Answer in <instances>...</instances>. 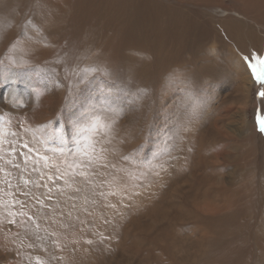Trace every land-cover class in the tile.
I'll use <instances>...</instances> for the list:
<instances>
[{
  "label": "rangeland",
  "instance_id": "rangeland-1",
  "mask_svg": "<svg viewBox=\"0 0 264 264\" xmlns=\"http://www.w3.org/2000/svg\"><path fill=\"white\" fill-rule=\"evenodd\" d=\"M159 1L165 4L168 3L167 0ZM222 2L230 9L234 8L233 5H236V2L232 0H223ZM189 11L194 15L192 19L197 20V23L195 21L190 26L195 30L190 33V36H192V33H197V36L206 33L207 9L201 10L199 7L190 6ZM212 25L214 24L212 23ZM138 35V32L126 36L114 35L113 39H117L118 43L122 44L120 50L127 53L131 44L133 47L136 46ZM21 36L19 37L21 38ZM195 39L194 37L193 41L190 38V42L184 44L177 55L180 64L189 72H187L189 78H186L188 79L186 88L190 90L188 95L192 98V101L197 103V108H200V103L203 107L205 104L201 100L205 97L207 89V83H202L204 74L207 73V70L213 69L214 74L220 77L219 82H221L222 88L218 90V98L220 97L221 101L219 102L223 106L225 114L220 106L216 111L215 118L219 120L227 114H233L232 119H229L232 122L226 120L227 124L224 125V130L233 136L226 139V142H224L226 133L220 127V120H213L210 123L207 119V113L202 114L197 109L194 115L176 126V120L175 122L174 119L171 121L172 117L167 116L168 113H172V110H169V108L165 112L161 107H156L157 103L151 112L150 121H147V116L144 115L141 119L142 124L138 125L139 121H137L136 125L133 126L134 132L138 133L134 139L140 137L139 131L145 126L147 133L140 142L141 144H135L136 141L129 140L118 148L114 147L112 149L113 146H110L106 148V151L101 152L100 144L96 143L94 151L93 141L88 139L87 146L78 153L76 148L78 139H81V137L74 135L73 125L70 129L66 121L67 115L70 116L71 113H74L75 107L73 104L76 103V99H74V103L70 101L66 104L65 98L58 109H50L52 120H48L50 123L46 121L45 131L30 129L24 135L21 133L13 134L12 131L15 130L13 128L16 125L15 118L20 114L23 115L31 110H36L34 109L35 104H31L33 95L34 97H40L46 94L43 88V78L48 77L51 69H48L50 65L37 66L31 68L26 74L16 73L14 69L12 72L0 70V181L11 178L10 187L23 195L18 201L11 202L12 205L8 200L5 201L7 204L0 201V211L4 213L5 206L11 205L12 210H14L20 205L22 207L30 203V186L25 184L29 174L37 175L35 179L32 178V187L35 192L34 198H38L36 202L34 201L36 208L32 213L25 212L20 219H18L17 211L12 212V215L5 216L6 225L2 224V227L7 238L2 241L0 235V264L16 263L14 254L18 251L14 250L11 239L18 228L17 221L23 222V227L27 229L30 228L29 225L33 222L35 228L32 229L31 233L38 240H44V243L34 246L36 251H29L30 253L25 252V250H23L25 252L23 253L22 245L19 248V252L23 256L22 264H25V259L27 264H38L37 257L40 258L38 254L40 248L47 247L54 240H52L51 233L48 232L50 227L44 225L45 222L51 223V221H45L46 218L43 217L46 215L47 210L51 212H49L50 219L54 218L58 221L59 218L61 224L65 225L64 228L68 229V232L71 231L70 233L73 234L81 228L86 230L85 235L88 238L93 235L90 230H95L94 225L96 227V223L102 219L103 212L99 202L103 199L105 192L111 189L107 185L110 187L111 185L118 186L123 189L126 187L135 191L139 190V192L145 191V196H147V191H149L148 193L151 191L156 192V186L158 187L156 183H160L162 188L158 187L159 190L157 191L161 193V197L164 193L170 195L174 191L176 193L174 203L177 200L178 204L176 206L174 203L171 204L174 207L165 220L161 219L163 223L159 225L155 233L143 236L141 231L150 226L152 218L149 209L142 208L143 203H145L144 199H147V197L141 198L137 205L139 211L130 214L127 219V224L131 222L133 229L137 231L133 234L131 242L133 241V249L139 250V254L147 253L156 258H163L161 260L162 264H188L186 257L191 255L195 249L196 244L194 241L202 234L205 227L216 219L230 218L228 229L232 233L226 237L227 242L222 244L223 246L219 244L212 246V251H223L226 247L229 254H234L237 251L236 254L239 256L233 264H257V259L264 258V130H262L261 123L264 121V95H261V93H264V83L256 80L248 62L254 86L251 91V106L241 113L240 104L236 102L232 95L233 87L229 81L228 68L224 70V67V71L220 65L210 68L207 65V55L204 54L206 52L205 48L200 43H196ZM256 49L254 53L250 52L252 55L251 63L256 64L258 71H264V66L257 61L260 55L259 46ZM82 52L84 51L75 52L71 59L76 60V54L80 55ZM261 60H264V55H262ZM150 63L151 66L157 68L155 56H151ZM87 65L85 64L83 68ZM13 73L16 74L13 75ZM113 78L116 79V86L112 85L106 88L112 89V98H118L126 105V101L130 97H134L133 93L132 95L130 92L126 93L128 91L124 87V75H122V80L119 81H117V74ZM188 83L189 86H187ZM120 84L122 87H119ZM92 87L91 92L94 94L99 93V89H96L98 86ZM32 89H35L36 92L33 93ZM83 92L76 91L73 96L77 93L79 98ZM137 107L138 105L134 106V109H137ZM115 108L118 110L120 105ZM42 109L44 111L47 108ZM122 114L130 116L131 110L124 111ZM161 114H165L162 117L163 120L160 117ZM180 117L182 119L185 116L180 114ZM159 120L165 125L170 124L169 136L172 135V138H174L176 135V138H178L176 140L175 138L167 139L169 144L165 147L162 144L163 141H161V139H164V134L159 133L156 129H163V125L158 123ZM192 120L197 123H191ZM214 123L216 125L214 128L217 129L210 128ZM127 126H130V124ZM181 128L189 131L188 137L190 140L186 136L185 140L182 136H178V130H181ZM212 131L221 133L218 135L219 142L211 143L208 141L209 145L207 146V136L211 135ZM102 133L103 129L100 135L95 134L93 136L98 142L101 141L100 143L105 145L102 140L104 136ZM241 133L245 135H243V139L240 137ZM14 135L17 136L14 137ZM201 136L204 137V141ZM61 139L63 143H61ZM227 142L232 146L227 147ZM18 150L23 152L19 153ZM37 158L41 159L37 160ZM3 166L6 167L4 173L2 171ZM166 174H175L176 176L172 177ZM16 176L18 178L15 180ZM21 176H24V180ZM44 193H50V195L41 196ZM105 198L108 199V197ZM107 199L105 202L109 206L112 202L108 203ZM171 202L169 201V204ZM67 205L66 215L58 216L57 210L59 211ZM23 209L20 208V210ZM52 209L57 210L53 212ZM9 213L11 214V210ZM145 213L148 215H145ZM13 221L15 222L13 223ZM212 235H210V240L207 239L208 245L213 243ZM238 240L241 242H238ZM119 243L122 245L121 241ZM120 250L119 247L118 252ZM231 250L233 252H230ZM71 251L73 249H70ZM245 254H247V257ZM27 256L29 258H26ZM55 256L57 257L56 263H54ZM60 256L54 251L51 256L47 255L43 259L40 258V261L42 264H46V262L47 264H62Z\"/></svg>",
  "mask_w": 264,
  "mask_h": 264
},
{
  "label": "bare ground",
  "instance_id": "bare-ground-1",
  "mask_svg": "<svg viewBox=\"0 0 264 264\" xmlns=\"http://www.w3.org/2000/svg\"><path fill=\"white\" fill-rule=\"evenodd\" d=\"M222 1L167 0L168 3L165 4L159 0H0V32L6 33L7 35V38L0 42V59L5 57L14 42L19 41L17 44L18 55H24L31 64L36 66L50 65L48 69H52L51 66H53V68L57 69L61 78L64 74L63 67L57 65L55 61L58 57H64L65 53H67V60L70 65L79 63L81 68L85 64H88L85 68L99 65L108 69L113 74L112 80L96 74L90 77L89 81L77 90V92L84 91L79 98L77 93L72 97V102L76 99V103H74L75 101L73 102V106L75 107L74 113H71L70 116L67 115L66 119L70 129H72L74 122L79 119L81 112L90 103H96L97 108L103 114L108 107L102 100L103 89L112 85L116 86V79L113 78L115 74H117V81L122 80V75H124V87L128 91L126 93L130 92L131 95L133 93L135 97L139 90H143L146 94L135 105H129L127 103L125 105L118 98H110L113 108L120 105L118 109L119 114L115 117L116 125L114 130L108 133L107 138L103 136L102 140L105 145H102L100 143L101 141L98 143L100 144L99 147L104 149L110 146H113L111 147L112 149L114 147L118 148L121 144L123 145L129 140H134L136 141L135 144H139L147 132L145 126H143L142 130L139 131L140 137L134 139L138 133L134 132L133 126L136 125L137 121H139L138 125H141V119L144 115L147 116L146 120L150 121L151 112L157 103L158 105L156 107H161L165 112L169 108V110H172L173 114L170 112L167 116L172 117L171 121L174 119L175 122L176 120V126H179L188 117L194 115L197 109L202 114L207 113V119L210 123L213 120H218V118H215V115L221 106L219 102L221 101L220 97L218 98V90L222 88V84L219 82L220 77L214 74L213 69H210V71L207 70V73L203 76L204 80L202 83H207V89L205 97L201 101H204L205 105L202 107V103H200V108H197V103L192 101V98L188 95L190 94V90L186 88V83L188 82L186 78H189V72L180 64L177 55L181 51V47L190 42V38L193 40L195 37L196 43L203 45L206 51L204 54L207 55V65L210 68L218 65L221 66L222 70L224 67V70L228 68L229 81L233 87L232 95L236 102L240 104V112H245L251 106V91L254 83L249 72L248 61H245L244 57L246 55L249 57V61H251L252 55L250 52L252 51L254 53L258 46L260 48L258 58L261 59L262 55H264V0H232L236 2V5H233L234 8L231 9L225 6ZM190 6L199 7L201 10L207 9V23L204 22L207 26V32L202 33L200 36H197V33H192V36H190V33L194 30L190 28L191 24L195 23V21L197 23L196 19H192L194 15L189 11ZM215 18L217 19L215 20ZM28 21H31L35 27L28 26L27 35L25 36L23 26ZM137 32L139 35L136 39V46L133 47L131 44L127 53L120 50L122 44L118 43L117 39H113L114 35L126 36ZM79 50L84 52L80 55L76 54V60H72L73 54ZM152 55L156 57L157 68L150 65ZM14 71L17 73L15 69ZM180 71H182L181 74ZM173 74L183 78L178 80L169 79ZM61 83H64L62 79ZM92 86H98L96 89H99V93L94 94L91 92L93 89ZM187 86H189V83ZM119 87H122V85L120 84ZM43 88L46 93L45 95L40 97H34L33 95L32 97L33 102L31 104H35L34 109L36 110H31L23 115L20 114V117L15 118L14 122L16 125L13 128L15 129L12 131L13 134L21 133L24 135L30 129L45 131L46 121L50 123L48 120H52L50 109L54 110L59 108L60 103L67 95V91L66 87H56L48 77L43 78ZM136 105L138 107L134 109ZM42 108L47 109L43 111ZM220 109H223V106ZM120 110L123 111L121 112ZM128 110H131L130 116L122 114ZM223 113L225 114L224 109ZM180 114L185 117L181 119ZM164 115L161 114V119ZM232 117L233 114H227L223 119L218 120L221 124L220 127L226 133L224 142L227 141L226 139L233 137L224 130V125L227 124L226 120L232 119ZM158 123L163 125V129H156L159 133L164 134V139H161V141H163L162 144L165 147L169 144L165 145L164 141L168 139L170 124L165 125L161 120ZM191 123L197 122L192 120ZM215 123L210 128L217 129L214 128L216 126ZM128 124L130 126H127ZM143 125L145 124L143 123ZM178 131H176L179 134L178 136H182L184 140L186 138L190 140L188 130L181 128ZM95 134L89 132L88 136L91 137ZM219 134L221 133L212 131L211 135L207 136V146L209 145L208 141L211 143L215 141L216 143L219 142ZM243 135L244 133L240 134L241 139H243ZM16 136L14 135V137ZM174 138L175 140L178 139L176 135ZM201 139L204 141L203 136H201ZM87 140L82 138L78 139L76 152L79 153L87 146ZM229 143L227 147L232 146ZM18 151L19 153L23 152L22 150ZM39 159L41 158H37V160ZM5 168V166H3V169L1 168L3 173L6 171ZM166 175L176 176L175 174ZM35 176L37 175L29 174L27 177L28 180L25 181V184L30 186V203L22 207L19 204L20 206L14 210L11 208V202L18 201L23 195H20L18 191L10 187L12 182L11 178L0 181V201L3 204H7L5 203L7 200L11 203L10 206L4 207V213L0 211V235L2 241L7 238L6 234L4 235V229L2 227V224L6 225L5 216L12 215V212L17 211L18 219H20L25 212L32 213V211H35L36 206H34V201L36 202L38 199L34 198L35 192L32 187V180L35 179ZM17 178L18 176L15 177V180ZM21 178L24 180V176H21ZM169 179L171 178L169 177ZM19 184L21 186V182ZM156 184L162 189L160 183ZM107 187L111 189L105 192L103 199L99 202L103 212L102 219L96 223V227L94 225L95 230H90L93 232V235L88 238L85 235L87 233L86 230L81 228L73 234L70 233L71 231L68 232V229L64 228L65 225L61 224L59 218L58 221L54 218L50 219V210H47L46 215L43 217L46 218L45 221H51V223L45 222L44 225L50 227L48 232L51 233L52 240H54L47 247L40 248L38 252L40 258L43 259L47 255L51 256L56 251L59 256L61 255L60 260L62 264H162L161 260L163 258H156L147 253L139 254V250L133 249V241L131 242V240H133V234L137 231L133 229L131 222L127 224V219L130 214L139 211L137 205L141 198L147 197V199H144L145 203H143L142 208L149 209L152 223L141 232L143 236L155 233V230L163 223L162 220H165L174 205L176 206L178 204L177 200L174 203L176 193L174 191L170 195L164 193L163 197H161V193L157 192L159 188L156 186L155 193L153 191L148 193L149 191H147L148 195L145 196V191L139 192L138 189V191H135L134 189H128L126 187L123 189L113 185L111 187L107 185ZM49 195L50 193H44L41 196ZM105 197H108V199ZM106 199L108 203L112 202L109 206L105 202ZM172 199L173 201L171 202ZM169 201L171 202L170 204ZM172 203H174L173 206L171 205ZM20 208L24 209L20 210ZM10 210L11 214L9 213ZM52 210L54 212L57 209ZM67 211L68 205L59 211L57 210V214L60 217L62 215L65 216ZM145 215L148 214L145 213ZM36 219L38 218L36 217ZM229 219H216L205 227L202 234L194 241L196 244L195 249L191 255L186 257L188 264H233L239 256L236 254L237 251L234 254H229L226 249L227 247L225 250L222 248L223 251L218 252H213L211 248L215 244L223 246L222 244L227 242L226 237L232 233L228 229ZM17 222L18 228L14 233L15 235L13 234V238L11 237V240L14 250L18 251L14 254L16 259L14 260L16 262L15 264H22L23 256L19 252L21 245L23 246L22 252L25 250V252L30 253L29 251L34 250V246L39 243H44V240H38L31 233L32 229L35 228L33 222L30 223L29 229L24 228V223L20 222V220ZM90 231L89 233H91ZM210 235H212L211 239H213L212 245L207 244V241L210 240ZM118 240L122 242V245ZM238 242L241 241L238 240ZM15 243L17 244L16 246ZM128 243L130 244L128 245ZM226 245L228 246V244ZM119 247L121 250L118 252ZM70 249H73V251L70 252ZM68 252L70 255H68ZM230 252L233 251L231 250ZM247 254H245L246 257ZM69 256L70 258H68ZM26 258L29 257L27 256ZM55 258L54 263L57 262V257L55 256ZM24 263L27 264L26 259ZM257 264H264V258L257 259Z\"/></svg>",
  "mask_w": 264,
  "mask_h": 264
},
{
  "label": "snow or ice",
  "instance_id": "snow-or-ice-1",
  "mask_svg": "<svg viewBox=\"0 0 264 264\" xmlns=\"http://www.w3.org/2000/svg\"><path fill=\"white\" fill-rule=\"evenodd\" d=\"M28 26L35 27L32 25L31 21H28L23 27L25 29L24 35H27ZM7 38L6 33L0 32V42ZM19 41L14 42L8 50V53L4 58L0 59V70H6L8 72H12L13 69L17 70L20 73H26L29 69L37 67L30 63L28 59L25 58L24 55L17 54V44ZM245 61L249 62V66L252 69V72L258 82L264 83V71H258L256 64L251 63L249 61V57H244ZM257 61L260 65L264 66V60L257 58ZM57 65H61L63 67V77L61 78L59 72L56 68H52L48 75V79H50L56 87H66L67 95L65 97V103L71 101L75 92L80 88V86L86 84L90 77L99 74L100 76L105 77L108 80H112V73L105 67L102 66H93L88 68H81L79 63L69 64L67 60V53H65L64 57H58L55 61ZM16 73H13L15 75ZM61 79L64 83H61ZM172 80L182 79L180 76L173 74L169 77ZM33 93L36 92L35 89H32ZM146 94L143 90H139L138 94L135 97H130L126 103L129 105H135L138 103L140 99L143 98V95ZM112 95V89L105 88L102 92V100L107 107V110L102 114L101 111L97 108L96 103H90L89 106L83 110L80 114L79 119L74 122L73 129L74 135L79 136L82 139H92L93 141V150L95 151V145L98 141L95 139V136L89 137L88 133H96L97 135L101 134V130L103 129V135L107 138L109 132L114 130L116 125V116H118V110L113 108L112 100L110 99ZM264 95V93H261ZM262 123V130H264V121ZM172 139V136L168 137V140ZM168 140L164 141V144H168ZM111 142V141H109ZM61 143L63 140L61 139ZM27 147V145H25ZM106 151V149L101 148V152ZM126 158V157H125ZM91 163V161H89ZM18 167V166H17ZM15 221H13L14 223ZM91 243V241H89ZM38 264H42L40 258L37 257Z\"/></svg>",
  "mask_w": 264,
  "mask_h": 264
}]
</instances>
